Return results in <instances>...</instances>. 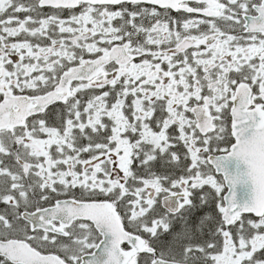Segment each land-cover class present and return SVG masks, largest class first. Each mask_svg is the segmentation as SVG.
<instances>
[{
	"label": "snow or ice",
	"instance_id": "6c2138e0",
	"mask_svg": "<svg viewBox=\"0 0 264 264\" xmlns=\"http://www.w3.org/2000/svg\"><path fill=\"white\" fill-rule=\"evenodd\" d=\"M0 264H264V0H0Z\"/></svg>",
	"mask_w": 264,
	"mask_h": 264
},
{
	"label": "water",
	"instance_id": "95a60500",
	"mask_svg": "<svg viewBox=\"0 0 264 264\" xmlns=\"http://www.w3.org/2000/svg\"><path fill=\"white\" fill-rule=\"evenodd\" d=\"M227 168L229 172L232 173H245L247 171V166L242 162H238L236 160H231L227 163ZM251 184L250 182L243 185H238L236 189L237 193V202H243L245 199L251 196Z\"/></svg>",
	"mask_w": 264,
	"mask_h": 264
}]
</instances>
